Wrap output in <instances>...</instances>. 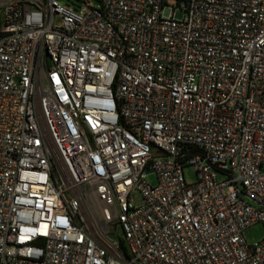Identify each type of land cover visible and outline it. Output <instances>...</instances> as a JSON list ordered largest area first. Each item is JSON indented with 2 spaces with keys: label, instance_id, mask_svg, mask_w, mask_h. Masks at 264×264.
<instances>
[{
  "label": "built area",
  "instance_id": "obj_1",
  "mask_svg": "<svg viewBox=\"0 0 264 264\" xmlns=\"http://www.w3.org/2000/svg\"><path fill=\"white\" fill-rule=\"evenodd\" d=\"M97 2L0 0V264H264V0Z\"/></svg>",
  "mask_w": 264,
  "mask_h": 264
},
{
  "label": "rangeland",
  "instance_id": "obj_2",
  "mask_svg": "<svg viewBox=\"0 0 264 264\" xmlns=\"http://www.w3.org/2000/svg\"><path fill=\"white\" fill-rule=\"evenodd\" d=\"M57 1L62 5H69L70 7H73V8H75L76 7L75 5H77L79 6V8L77 7V9H80L81 7L85 6L87 2L94 7H97L99 5L97 0H57ZM72 3H74L75 5H72ZM183 172H184V177L187 183H193L196 181V171L193 166L189 165V166L184 167ZM147 180L153 185L156 184V177L154 174L148 175ZM131 198L135 206H138L141 204V197L138 192H133L131 194ZM87 203L90 204L93 208H96V204L94 203L92 199L91 200L89 199ZM117 235L119 236L121 240H124L121 233L112 234L111 239L118 240ZM243 235L246 241L249 242L250 244L258 243L264 238V226L261 223L253 224L244 229ZM125 246L127 247V250L129 251V247L127 243H125Z\"/></svg>",
  "mask_w": 264,
  "mask_h": 264
},
{
  "label": "trees",
  "instance_id": "obj_3",
  "mask_svg": "<svg viewBox=\"0 0 264 264\" xmlns=\"http://www.w3.org/2000/svg\"><path fill=\"white\" fill-rule=\"evenodd\" d=\"M72 5H75V4L72 3ZM75 6H76L75 9H77V7L79 8V6H77V5H75ZM120 244H121V247L124 248L122 241H120Z\"/></svg>",
  "mask_w": 264,
  "mask_h": 264
}]
</instances>
